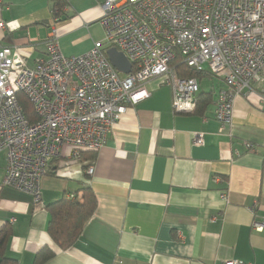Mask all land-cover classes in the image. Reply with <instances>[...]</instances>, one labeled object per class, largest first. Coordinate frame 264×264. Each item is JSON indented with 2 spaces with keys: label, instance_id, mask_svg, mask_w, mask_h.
<instances>
[{
  "label": "crops",
  "instance_id": "0c3cea01",
  "mask_svg": "<svg viewBox=\"0 0 264 264\" xmlns=\"http://www.w3.org/2000/svg\"><path fill=\"white\" fill-rule=\"evenodd\" d=\"M101 2L68 0L54 21L52 0H0V45L13 48L16 66L30 68L46 58L53 31L67 40L59 47L65 56L85 53L102 38ZM206 78L216 80L198 90L195 97H208L191 112L174 108L161 78L149 80V96L126 105L93 161L71 157L64 146L49 162L38 203L2 185L0 152V227L11 230L6 256L34 264L48 247L54 255L41 264H264V227L253 226L264 224V92L237 95L232 122L220 129L214 103L225 84L209 72ZM196 133L201 144L193 143ZM83 187L94 192L96 208L79 238L60 249L47 233V206L70 193L79 198Z\"/></svg>",
  "mask_w": 264,
  "mask_h": 264
},
{
  "label": "built area",
  "instance_id": "2783aa9c",
  "mask_svg": "<svg viewBox=\"0 0 264 264\" xmlns=\"http://www.w3.org/2000/svg\"><path fill=\"white\" fill-rule=\"evenodd\" d=\"M101 8L104 40L80 55L62 54L54 31L45 41L46 58L31 68L16 66L13 48L0 45L2 185L31 195L34 203L49 162L62 148L69 146L75 159L81 150L98 151L126 105L149 96V80L161 78L171 88L175 109L194 111L199 81L178 75L171 65L176 55L223 80L214 103L220 129L231 124L237 95L255 87L264 92V0H102ZM110 47L129 60V73L111 65ZM17 91L30 101L35 121L25 117ZM193 143L201 144L202 134H194ZM92 172L90 165L86 173ZM253 226L262 230L264 224Z\"/></svg>",
  "mask_w": 264,
  "mask_h": 264
},
{
  "label": "trees",
  "instance_id": "16d2710c",
  "mask_svg": "<svg viewBox=\"0 0 264 264\" xmlns=\"http://www.w3.org/2000/svg\"><path fill=\"white\" fill-rule=\"evenodd\" d=\"M66 4V0H52L54 15L59 18L62 17L61 9ZM171 65L176 69L179 76L185 78L194 77L199 81L203 73H205L186 66L179 55L175 56ZM16 97L25 117L30 122L35 121L37 117L27 97L20 91L16 92ZM207 97V95H200L199 98L195 97V108L197 102L205 104ZM94 158L95 151L81 150L79 153V159L93 161ZM83 168H86V166H83ZM79 191H81L79 198L70 193L72 195L70 198L65 197L47 206L50 214L47 233L51 241L60 249L71 246L79 238L85 223L92 216L96 208L97 202L92 189L90 187H83ZM10 234L11 230L8 224L0 227V264H18L15 259L6 256V244ZM53 255L54 252L52 250L44 247L35 255L34 264H41Z\"/></svg>",
  "mask_w": 264,
  "mask_h": 264
},
{
  "label": "water",
  "instance_id": "95a60500",
  "mask_svg": "<svg viewBox=\"0 0 264 264\" xmlns=\"http://www.w3.org/2000/svg\"><path fill=\"white\" fill-rule=\"evenodd\" d=\"M106 55L111 65L121 73H129L131 70V63L125 55L118 51L115 47L107 48Z\"/></svg>",
  "mask_w": 264,
  "mask_h": 264
},
{
  "label": "rangeland",
  "instance_id": "374dc122",
  "mask_svg": "<svg viewBox=\"0 0 264 264\" xmlns=\"http://www.w3.org/2000/svg\"><path fill=\"white\" fill-rule=\"evenodd\" d=\"M101 32H100V31ZM99 32H100V37L102 36L101 38V41L104 40V32H103V29L99 28ZM58 44L60 45L59 47L62 49V46L63 45H67V40H61L60 38L58 39ZM77 48H83V45L81 46H77ZM63 54V53H62ZM206 67V66H204ZM216 79L214 78H210V79H202V80H199L198 84H199V89L200 91L203 90L204 92L205 91H209L210 88H211V82H214Z\"/></svg>",
  "mask_w": 264,
  "mask_h": 264
}]
</instances>
